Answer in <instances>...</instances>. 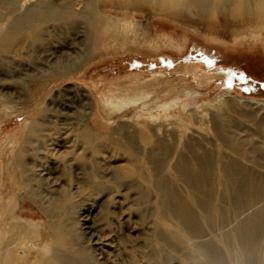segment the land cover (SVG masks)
<instances>
[{
    "label": "rangeland",
    "instance_id": "rangeland-1",
    "mask_svg": "<svg viewBox=\"0 0 264 264\" xmlns=\"http://www.w3.org/2000/svg\"><path fill=\"white\" fill-rule=\"evenodd\" d=\"M12 1L0 0V19L11 17ZM18 1L22 12L30 4L49 3L80 9L85 0ZM93 1V25L81 17L71 24L46 20L2 43L0 243L13 201L22 218L39 223L36 247L53 239L45 259L33 264H179L183 246L189 248L194 238L182 245L172 239L179 250L157 238L163 222H179L159 217L149 155L158 154V137L165 135L179 149L190 140L200 153L224 152L264 173V156L249 161L216 135L221 129L261 157L264 37L247 35L255 26H239L241 17L224 6L209 19L213 30L207 34L187 1L179 8L192 21L157 11L150 0ZM120 17L147 31L123 33ZM257 22L264 24V18ZM175 159L176 153L167 158L163 174L204 216L198 197L175 177ZM205 231L211 232L209 226Z\"/></svg>",
    "mask_w": 264,
    "mask_h": 264
},
{
    "label": "bare ground",
    "instance_id": "bare-ground-1",
    "mask_svg": "<svg viewBox=\"0 0 264 264\" xmlns=\"http://www.w3.org/2000/svg\"><path fill=\"white\" fill-rule=\"evenodd\" d=\"M184 1H187L195 10L192 16H196L194 17L195 21L203 24V32L207 34L213 30L209 19L215 13H219L224 6L232 16L241 17V21L238 22L239 26H255V29H250V32L245 31L247 35L256 39L264 37V24L257 22L259 18H264V0H150L151 4H156L157 7L153 8L157 11L166 9V14L170 17L181 18L180 20L183 21H186L185 18H187L192 21V18L183 14L179 8V5ZM19 2L18 0L12 1L9 10L11 17H8L6 21L5 17L0 19V50L3 41L11 43L14 35L22 29L30 27L33 30L35 25L38 27L46 20L62 19L71 24L77 17H81L93 25L95 17H91L95 13L93 0H85L84 6L80 9H74L70 3H67L63 8L49 3L47 7L42 8L38 4H30L26 6V9L23 8L25 10L22 12H18L19 6H21V2ZM167 9L174 11L168 12ZM119 20L125 24L122 26L123 33L130 32L134 36L138 32L145 34L144 31H147L132 19L120 17ZM188 23L193 24L194 27H200L199 24ZM167 41L165 39L164 43ZM157 43L160 44L161 41L158 39ZM182 46L178 49L181 50ZM141 97L143 95L138 99ZM138 99H134V101ZM178 99L176 97L174 102H177ZM106 102L108 103L109 100L106 99ZM182 105L185 106L186 103ZM171 114L166 116H171ZM216 135L222 145L232 153L240 154L249 161L256 162L260 158L263 159L264 150L260 153L261 157H254L250 154L249 149L248 151L243 150L244 146L241 141L235 140L223 130L216 128ZM184 146L185 150L179 149L175 142H170L165 135H162L158 137L160 151L156 156L149 155L153 158L154 171L157 175L153 187L157 193L159 217L164 221L175 217L179 222V225L171 223L173 227L166 222L162 223V228L156 233L161 245H169V247L179 250L177 245H171L172 239L182 245L186 241L188 244V239L194 238L189 248L183 246L182 253L185 260L180 261L179 264H264V173L244 163L240 158L226 157L224 152L219 155L217 153V156L210 151L200 153L190 143V140H187ZM175 153L176 159L171 169L175 177L185 182L190 191L198 197L197 204L202 209L204 216H201L191 205V202L176 191L175 185L161 170L167 158ZM214 183L220 191L219 199L213 196ZM25 186L27 187V197H32V191L27 184ZM139 191L141 190L139 189ZM9 209L6 212V223L4 224L6 237L0 243V264H33L35 260L43 261L45 259L43 254L49 249L53 239L46 238L36 247L37 243L34 238L38 233L39 223L22 218L13 201L9 203ZM47 209L48 207L43 208L44 211ZM60 224L61 222L55 224L58 234L62 230ZM206 225L209 226L211 232H214L216 237L214 240L212 233L205 231ZM166 226H168L167 229H170L169 232L165 230ZM91 239L93 244H98L97 238ZM34 249L37 250L36 253ZM259 249L260 251H258Z\"/></svg>",
    "mask_w": 264,
    "mask_h": 264
}]
</instances>
